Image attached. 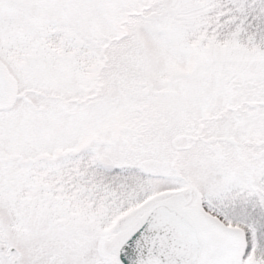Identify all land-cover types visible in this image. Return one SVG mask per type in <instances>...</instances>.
<instances>
[{
  "label": "snow or ice",
  "instance_id": "snow-or-ice-1",
  "mask_svg": "<svg viewBox=\"0 0 264 264\" xmlns=\"http://www.w3.org/2000/svg\"><path fill=\"white\" fill-rule=\"evenodd\" d=\"M0 264H264V0H0Z\"/></svg>",
  "mask_w": 264,
  "mask_h": 264
}]
</instances>
